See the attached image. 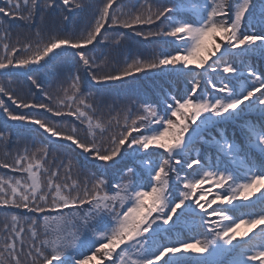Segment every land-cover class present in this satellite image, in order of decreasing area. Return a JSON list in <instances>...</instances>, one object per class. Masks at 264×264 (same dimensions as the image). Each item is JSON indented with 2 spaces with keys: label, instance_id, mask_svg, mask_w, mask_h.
<instances>
[{
  "label": "snow or ice",
  "instance_id": "6c2138e0",
  "mask_svg": "<svg viewBox=\"0 0 264 264\" xmlns=\"http://www.w3.org/2000/svg\"><path fill=\"white\" fill-rule=\"evenodd\" d=\"M87 6L0 0V70H25L46 100L19 99L0 84V96L30 110L10 111L0 99V114L42 130L39 142H26L15 155L5 150L0 159V168L19 173L0 175V209L17 210L0 217V264H264V68L250 62L264 59V0H145L139 7L104 0L78 35L9 42L15 21L37 28L49 13L71 21ZM119 28L143 40L162 38L175 51L154 50L98 74L103 61L89 53L110 40L119 46L125 34L110 35ZM60 55L97 85L159 70L183 76L187 92L166 95L162 110L159 101H129L119 106L122 124L104 122L95 113L117 102L82 92L80 67L63 97L32 74ZM113 120L118 132H110ZM228 125L240 128L242 144ZM8 141L0 131V142ZM52 145L70 154L52 153ZM199 145L214 149L215 158ZM186 218L197 233L191 238L180 231Z\"/></svg>",
  "mask_w": 264,
  "mask_h": 264
},
{
  "label": "trees",
  "instance_id": "16d2710c",
  "mask_svg": "<svg viewBox=\"0 0 264 264\" xmlns=\"http://www.w3.org/2000/svg\"><path fill=\"white\" fill-rule=\"evenodd\" d=\"M148 2H152V0H148ZM85 3L88 6L83 11L78 12L71 19V21H64L62 17L56 13L46 14L43 17L42 22H37V28L40 31V36L36 35L37 28H28L24 26L22 22L15 21L11 25V37L9 42L15 43L17 37H19L21 43L31 42L33 45H35L38 40L47 41L51 37L78 35L93 21L96 9L102 7L104 0H85ZM123 3L126 6L136 5L139 7L141 3H145V0H123ZM113 7L115 8L116 5ZM144 30L147 31L148 28L145 26ZM120 33L125 35L119 46H117L113 40H110L109 42H106L107 46H97L93 52L89 53V55L98 57V63H100L101 60L103 61L100 73L98 74L118 71L125 66L126 61L130 62L131 59L136 57L147 59L152 55L154 50L166 48L169 51H175V44L164 43L162 38L143 40L140 37H136L134 32L129 29L119 28L117 32H112L110 30V35L112 37H115ZM168 39L171 40L172 38ZM89 47L91 48L92 46ZM2 54L3 49L0 47V55ZM76 59H78V57ZM250 62L254 64L258 71L264 68V59L253 58ZM237 63H239V61H237ZM77 67H80L79 75L81 78L82 92L92 93L94 97L104 96L106 100H115L117 102V107L115 109L110 110L107 107H102L95 113V116L104 122L108 121L109 119L116 118L119 119L122 124L124 113L120 110L119 106L126 105L129 101L134 100L138 103L143 101L155 103L159 101V106L162 110L163 99L166 95L171 94L179 98L184 96L187 92V85L183 76H179L174 73L169 74L168 72L161 73L159 70H156L154 73H140L134 77H128L124 82H110L112 84L111 87L97 85L91 81L90 77L85 78V73L82 66H74L72 58L68 55H60L55 57L49 65L41 68L38 73L32 74L41 80L45 91H47L50 95L53 97H63V89L65 88H68L70 90L69 94H71L70 77L76 74ZM24 71L25 70H16L11 68L0 70V84L11 90L13 95L19 99L46 102L44 94L31 85L30 81L23 74ZM207 90L211 94H216L210 88V86L207 87ZM0 99L5 101V104L9 107L10 111H30L28 109H18L16 105L12 104L6 96H0ZM31 111L34 113H40L42 116H44V118H52L57 122H64L62 118L51 117V114L44 113L43 110L36 109ZM135 114L136 109L133 108V115ZM252 119H255V117L253 116ZM77 125L79 126V122H77ZM37 129L38 126L21 125V122L9 121L7 120L6 116L0 114V131L4 132L5 135L9 137L8 142H0V159L4 158L5 150L15 155L24 148L26 142H29L33 139L39 142L42 139L40 134L42 130L38 132ZM119 130L120 129L116 127L115 121L113 120V127L110 129V132H118ZM227 132L229 136L235 132L236 140L241 144L243 143L239 127L228 125ZM81 135H83V132H81ZM62 143L64 145L67 144V142ZM199 147L201 148L202 152L211 151L213 158H215L214 149H209L206 145H199ZM51 151L52 153L61 154L69 152L66 146L60 147L57 145H52ZM150 151L163 152V150L159 149ZM8 158L11 159L12 157L9 156ZM153 159H155V157H153ZM114 171L115 170H112L107 174L111 183H115V180L118 179V177L114 176ZM188 171L190 172L191 170ZM0 175L19 176V173H12L10 170L0 168ZM80 179L82 181L83 177ZM204 187L209 188L210 185L206 184ZM216 191H219V189H213V193ZM199 194L200 193L198 192L196 195L199 196ZM213 198V195L208 196L209 200ZM86 207L87 206H85V208ZM213 207H217V205H213ZM209 211H211V209H209ZM257 211H259V208H257ZM16 212L17 210L15 209H10L7 212H5L4 209H0V217L3 215H11ZM212 219L216 218L213 217ZM180 231H182L185 238H191L197 234L195 231L191 230L190 218H186V221L181 224ZM83 251H87V249H84ZM105 264H111V262L106 261ZM256 264H259V262L256 261Z\"/></svg>",
  "mask_w": 264,
  "mask_h": 264
}]
</instances>
